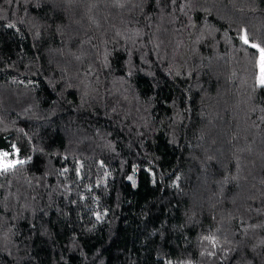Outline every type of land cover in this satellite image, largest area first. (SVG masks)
Masks as SVG:
<instances>
[{
	"label": "trees",
	"instance_id": "16d2710c",
	"mask_svg": "<svg viewBox=\"0 0 264 264\" xmlns=\"http://www.w3.org/2000/svg\"><path fill=\"white\" fill-rule=\"evenodd\" d=\"M261 48L264 0H0V264H264Z\"/></svg>",
	"mask_w": 264,
	"mask_h": 264
},
{
	"label": "snow or ice",
	"instance_id": "6c2138e0",
	"mask_svg": "<svg viewBox=\"0 0 264 264\" xmlns=\"http://www.w3.org/2000/svg\"><path fill=\"white\" fill-rule=\"evenodd\" d=\"M245 43H248V40H247L246 37H245ZM252 47H258V45L253 44ZM260 51H261L262 55H264V48H261ZM261 83L264 84V79L261 80ZM0 155H2L3 157L7 158L8 153L5 152V153H2ZM10 167H14V164L11 163V162H8L7 160H5L4 163H3V170L7 171L8 168H10Z\"/></svg>",
	"mask_w": 264,
	"mask_h": 264
},
{
	"label": "rangeland",
	"instance_id": "374dc122",
	"mask_svg": "<svg viewBox=\"0 0 264 264\" xmlns=\"http://www.w3.org/2000/svg\"><path fill=\"white\" fill-rule=\"evenodd\" d=\"M262 61H263V59H262ZM261 71L262 72H261V75H260V83H261V80L264 79V63L263 62H262V65H261ZM4 161L5 160L2 159L0 163H2V165H3ZM12 163L15 164L14 162H12Z\"/></svg>",
	"mask_w": 264,
	"mask_h": 264
}]
</instances>
